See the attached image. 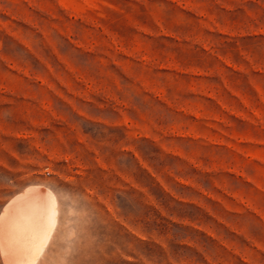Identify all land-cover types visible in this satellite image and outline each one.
Segmentation results:
<instances>
[{
  "label": "rangeland",
  "instance_id": "374dc122",
  "mask_svg": "<svg viewBox=\"0 0 264 264\" xmlns=\"http://www.w3.org/2000/svg\"><path fill=\"white\" fill-rule=\"evenodd\" d=\"M37 186L35 264H264V0H0V220Z\"/></svg>",
  "mask_w": 264,
  "mask_h": 264
},
{
  "label": "bare ground",
  "instance_id": "6f19581e",
  "mask_svg": "<svg viewBox=\"0 0 264 264\" xmlns=\"http://www.w3.org/2000/svg\"><path fill=\"white\" fill-rule=\"evenodd\" d=\"M53 192L37 186L18 198L1 218L2 249L8 264H35L57 218Z\"/></svg>",
  "mask_w": 264,
  "mask_h": 264
}]
</instances>
